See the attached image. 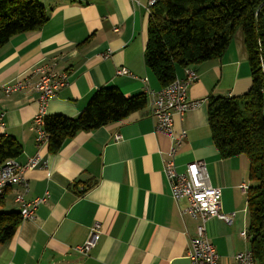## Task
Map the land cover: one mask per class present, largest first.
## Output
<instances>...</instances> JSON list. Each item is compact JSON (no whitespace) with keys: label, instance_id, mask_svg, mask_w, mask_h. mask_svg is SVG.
<instances>
[{"label":"crops","instance_id":"crops-1","mask_svg":"<svg viewBox=\"0 0 264 264\" xmlns=\"http://www.w3.org/2000/svg\"><path fill=\"white\" fill-rule=\"evenodd\" d=\"M48 20L37 31L13 36L0 48V136L12 138L24 165L38 156L40 164L24 172L26 187H8L0 213H19L17 195L30 201L46 196L33 220L20 221L10 239L0 244V264H190L188 239L197 220L181 214L185 198L175 201L164 175L172 146L155 131L149 100L126 119L89 132H78L56 154L36 144L32 119L38 94L33 89L5 96L3 85L26 77L38 64L67 75L45 107V115L76 117L100 88L115 87L124 96L157 92L159 83L144 63L147 0H37ZM116 29V30H115ZM110 52L109 57L102 54ZM120 67L131 76L116 75ZM186 68V67H185ZM185 68L176 78H185ZM196 75L186 91L197 107L172 116L174 135L184 132L173 163L182 172L188 163H204L209 182L220 190L223 213H234L230 225L217 218L205 223L218 264H235L234 255L249 249L246 190L248 160L241 154L221 158L207 123L209 97L235 98L251 86L243 34L236 30L223 55L187 67ZM120 135L118 141L113 140ZM98 223L100 235L87 255L74 249Z\"/></svg>","mask_w":264,"mask_h":264},{"label":"trees","instance_id":"trees-1","mask_svg":"<svg viewBox=\"0 0 264 264\" xmlns=\"http://www.w3.org/2000/svg\"><path fill=\"white\" fill-rule=\"evenodd\" d=\"M47 20L37 0H0V48ZM236 30L243 34L251 86L240 97H209L207 123L221 158L243 154L248 160L246 233L254 264H264V0H158L147 18L144 63L164 87L177 68L220 58ZM146 105L143 92L124 96L115 87L100 88L76 117L45 116L47 152L56 154L76 133L117 123ZM20 153L12 138L0 136V165ZM20 221L19 213H0V244Z\"/></svg>","mask_w":264,"mask_h":264},{"label":"built area","instance_id":"built-area-1","mask_svg":"<svg viewBox=\"0 0 264 264\" xmlns=\"http://www.w3.org/2000/svg\"><path fill=\"white\" fill-rule=\"evenodd\" d=\"M136 2V0H133ZM158 0H147L146 8L149 10ZM116 30V29H115ZM110 52L102 54V58L109 57ZM116 75L131 76V73L124 67L116 70ZM185 78H174L169 84L160 88L157 92H152L144 87L143 93L146 95L150 105V116L154 120L155 131L169 137L172 141L167 156L164 161L163 172L169 183L170 195L177 201L185 198L187 207L181 214L188 215L198 221L195 235L188 239L186 255L190 264H218V256L214 246L208 240L205 233V223L209 218H217L225 224L230 225L234 218V213H223L220 205V190L213 187L201 161H193L186 165L185 170L178 172L175 169L173 158L177 148L184 138L181 131L174 135L172 128V116L174 114L182 116L186 111L198 106L199 102L189 100L186 91L191 83L196 81V75L187 67L185 68ZM67 75L63 72L53 70V66L38 64L32 67L23 79L5 84L2 87L5 96L16 91L33 89L37 92V111L32 119L33 128L36 132V144H46L48 136L43 130L45 107L55 96L56 92L67 85ZM119 134L113 136L114 141L120 139ZM40 164L38 156L27 159L24 165H20L15 159H7L0 165V200L4 191L13 185L26 187L24 172L33 169ZM242 190L247 187L242 184ZM15 201L19 203V217L21 221L33 220L35 209L46 201V196L38 197L30 201L24 200L23 196L17 195ZM100 235V225L94 223L90 229L86 240L75 251L81 255H87L95 246ZM240 236L247 239L245 230L240 232ZM235 264H254L250 249L234 255Z\"/></svg>","mask_w":264,"mask_h":264}]
</instances>
